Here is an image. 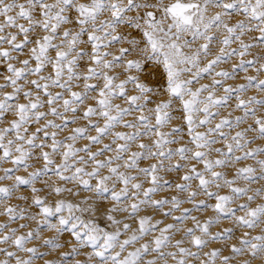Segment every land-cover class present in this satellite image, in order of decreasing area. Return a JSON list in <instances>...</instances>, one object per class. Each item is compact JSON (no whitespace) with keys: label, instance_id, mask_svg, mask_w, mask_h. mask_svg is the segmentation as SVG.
Returning <instances> with one entry per match:
<instances>
[{"label":"snow or ice","instance_id":"6c2138e0","mask_svg":"<svg viewBox=\"0 0 264 264\" xmlns=\"http://www.w3.org/2000/svg\"><path fill=\"white\" fill-rule=\"evenodd\" d=\"M0 68V264H264V0H0Z\"/></svg>","mask_w":264,"mask_h":264},{"label":"bare ground","instance_id":"6f19581e","mask_svg":"<svg viewBox=\"0 0 264 264\" xmlns=\"http://www.w3.org/2000/svg\"><path fill=\"white\" fill-rule=\"evenodd\" d=\"M114 46H113V49L112 50H114ZM4 70L2 69V68H0V72H3ZM154 70L152 69V67H151V65H148V66H146L144 69H143V73L141 74V79L142 80H144V81H146V82H148V83H150V84H154L156 81H155V79L153 78V76H151V75H148V73H151V72H153ZM117 102H119V101H117ZM38 166V165H37ZM21 173H22V170H21ZM50 176H51V180L49 181L50 183H52V182H55V183H61L60 181H58L57 179H56V177L55 176H53L52 174H49ZM37 186L38 185H42L41 183H37L36 184ZM21 191L25 194V195H29V193H30V190H29V188H23V187H21ZM45 191H47V190H45ZM40 195H44V192L43 193H41ZM88 195V193H86V192H80L79 194H78V196H80V197H82V196H87ZM65 196L68 198V199H73V197H71V196H67V194H65ZM53 199H55V197H53V196H49L48 197V200L49 201H51V200H53ZM34 225V224H33ZM63 239L64 240H69L70 238H69V236L68 235H65L64 237H63Z\"/></svg>","mask_w":264,"mask_h":264},{"label":"rangeland","instance_id":"374dc122","mask_svg":"<svg viewBox=\"0 0 264 264\" xmlns=\"http://www.w3.org/2000/svg\"><path fill=\"white\" fill-rule=\"evenodd\" d=\"M121 45H114V50H113V52H115L116 51V49H118L119 47H120ZM24 57L22 56L21 57V59H23ZM233 62H235V61H233ZM222 67H225V68H227V67H229V65H227V64H225V65H222ZM201 82H208V78H205L204 80H202ZM239 82V79H237L236 81H228L227 83H238ZM226 110H222V115L224 114V112H225ZM176 115H179V113H176ZM80 123H83V121H80ZM174 123H176V124H179L180 123V121H174ZM81 143H83V142H81ZM167 178H170V179H175V176H171V177H167ZM37 186V185H36ZM21 187H23V188H26L27 186H21ZM37 187H42V185L40 186V185H38ZM28 188V187H27ZM41 193H43V192H41ZM40 193V194H41ZM87 193V192H86ZM29 195H30V193H29ZM161 195H163V193L161 194ZM201 198H203V197H198V199H201ZM185 207H188L189 205H184ZM32 211L33 212H35V211H37V209H35V208H33L32 209ZM193 214H197V213H193ZM207 215H211V212L210 211H206L202 216H201V219H203L204 218V216H207ZM3 219V217H0V220H2ZM102 225H103V223H104V221L103 220H101V221H99ZM190 223V222H189ZM225 223V226L227 225V222H224ZM34 222L33 223H30L29 224V227H33L34 225ZM13 226H15V225H13ZM46 234H49L50 235V233H46Z\"/></svg>","mask_w":264,"mask_h":264}]
</instances>
